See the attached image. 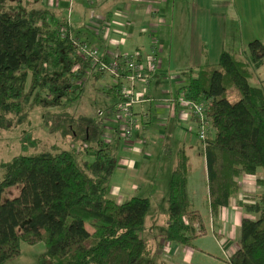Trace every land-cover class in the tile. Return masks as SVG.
I'll use <instances>...</instances> for the list:
<instances>
[{
	"label": "trees",
	"instance_id": "obj_1",
	"mask_svg": "<svg viewBox=\"0 0 264 264\" xmlns=\"http://www.w3.org/2000/svg\"><path fill=\"white\" fill-rule=\"evenodd\" d=\"M35 1L0 0V140L5 131L30 123L39 107L47 110L44 126L69 146L0 162V264L20 256L22 242L45 244L41 264H154V247L141 236L150 200L133 197L120 204L111 198L118 154L105 140V120L68 109L82 97L87 78L100 77L74 41L89 43L73 35L71 10L61 20ZM203 59L178 94L208 108L204 155L215 212L229 205L243 175L264 172V89L249 82L253 71L264 66V42L249 43L239 58L223 51L216 65L204 49ZM233 91L241 94L235 102L229 98ZM32 134L22 132L24 150L39 146L41 140ZM188 176L189 157L180 150L170 179L164 241L191 248L205 227L201 214L191 209ZM258 184L264 190V179ZM15 186H21L19 194L4 200L6 190ZM244 210L258 217L241 221L229 263L264 264V192ZM192 222L201 223L202 234Z\"/></svg>",
	"mask_w": 264,
	"mask_h": 264
},
{
	"label": "crops",
	"instance_id": "obj_2",
	"mask_svg": "<svg viewBox=\"0 0 264 264\" xmlns=\"http://www.w3.org/2000/svg\"><path fill=\"white\" fill-rule=\"evenodd\" d=\"M40 4L53 9L61 20H67L71 10L73 35L98 48L106 60L113 61L122 54L135 51H141L146 59L156 56L158 71L145 88L148 102L134 108L139 127L131 139H125L118 130L122 123L117 120L118 88L113 80L109 83V91L116 93L117 102L112 115L102 116L105 120L104 137L118 154L110 196L120 204L133 197L148 198L151 202L149 213L154 208L162 210L165 217L161 224L167 227L170 179L177 166V154L184 150L189 157L191 209L201 215L204 211L209 212L219 251L230 264L228 258L238 248L241 221L258 217L246 213L244 204L255 202L264 192L258 184V180L264 179V172L260 170L256 175H243L239 179L240 190L231 198L229 205L213 212L205 150L202 144V153L197 125L189 112L180 107L178 93L197 75L204 62V49L209 63L216 65L223 51L239 58L249 43L256 40L264 42V0L35 1V5ZM228 23L233 24L234 35ZM174 39H183L184 47L181 53L183 62L172 79L176 73L171 72V67L160 54L164 53L167 43L171 47ZM211 215H215L216 220ZM190 226L198 231L197 222ZM158 228L159 225L154 226V230ZM219 240L224 241V246ZM168 244L165 242V246ZM170 246L168 252L164 251V246L158 247L170 259H182L185 264L189 255V252L184 253L186 247Z\"/></svg>",
	"mask_w": 264,
	"mask_h": 264
},
{
	"label": "rangeland",
	"instance_id": "obj_3",
	"mask_svg": "<svg viewBox=\"0 0 264 264\" xmlns=\"http://www.w3.org/2000/svg\"><path fill=\"white\" fill-rule=\"evenodd\" d=\"M228 27L234 35L233 24L228 23ZM230 37H232V35H230ZM183 47V39H174L171 42V47L170 43H167L164 53L160 54L161 59H163L169 65V67H171V72L176 73L172 75V79H174L177 75V72L180 70L179 65L183 62V55L181 54L183 52ZM168 62H172V64H169ZM249 82L254 87H260L264 89V66L253 71V77L250 78ZM109 83H112V79L107 76H102L98 79L94 74L90 75L83 84L85 91L82 97L68 108L69 111L76 115H84L89 117H108L109 115H112L113 109L117 102V96L115 92L109 91ZM240 97L241 94L239 91H233L229 95V98L233 102L239 100ZM58 110L59 109H54L52 111ZM46 111L47 110H43L39 107L35 108L31 112L29 120L30 123H26L24 126H20L19 128L17 127L3 133L2 139L0 140V162L8 161L17 154H37L41 151H50L55 146L61 148H66L69 146L67 142H62L59 134H51L44 126L42 117ZM155 123L156 122L153 124L155 125ZM24 130H26V132L32 131V137L41 140L37 148L32 147L28 148L27 150L22 148L19 139ZM145 143L146 142H144V145ZM200 144L203 153L204 144L202 142ZM148 152L151 153V151ZM2 176L3 172L0 169V179ZM196 177L198 178V175ZM20 188L21 186H15L7 189L3 195V199L5 200L17 196L20 192ZM203 213L201 217L203 222L205 220L203 223L206 224V227L204 225L205 233L193 241L194 247H191L192 249L184 247V253L189 252L185 264H228L224 255L220 253L218 245L215 241L214 232L211 227V223L209 222V212L204 211ZM164 217L165 216L162 213V210L154 208L146 218L145 229L141 233V236L143 238L147 237L146 239H148L154 247V253L151 258L153 259L154 257V261H156L154 264H184L181 262L182 259H170L165 253L171 249V246L170 244L165 246L164 235L167 231V227H162L164 225L161 224V221ZM211 217L216 220L215 215H211ZM197 223L198 231L196 233L202 234L204 229L201 228L200 222ZM155 225H159V228L156 230H154ZM220 241L221 240H219V243L224 246V241ZM159 245L164 246L165 252L160 250L158 247ZM45 251L46 247L43 242H38L34 245H29L25 242H22L20 256L6 262L5 264H41L40 258L45 253ZM149 264H152V262H149Z\"/></svg>",
	"mask_w": 264,
	"mask_h": 264
},
{
	"label": "built area",
	"instance_id": "obj_4",
	"mask_svg": "<svg viewBox=\"0 0 264 264\" xmlns=\"http://www.w3.org/2000/svg\"><path fill=\"white\" fill-rule=\"evenodd\" d=\"M78 54L90 62L91 67L100 75L108 76L118 88L117 120L121 123L118 130L125 139H131L139 127V121L134 113L137 105L148 102L145 88H148L152 76L158 71V59L153 56L143 57L141 51L131 54H122L115 60H106L98 48L87 43L74 41ZM181 108L186 109L197 125L198 139L206 149L207 133L210 129L208 108L206 103L181 98ZM231 258V256H230ZM228 258V260H230Z\"/></svg>",
	"mask_w": 264,
	"mask_h": 264
}]
</instances>
